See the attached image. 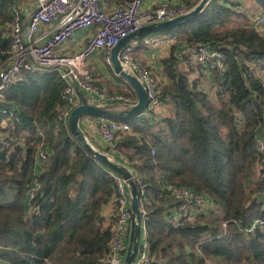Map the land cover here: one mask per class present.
Listing matches in <instances>:
<instances>
[{
	"label": "trees",
	"instance_id": "16d2710c",
	"mask_svg": "<svg viewBox=\"0 0 264 264\" xmlns=\"http://www.w3.org/2000/svg\"><path fill=\"white\" fill-rule=\"evenodd\" d=\"M253 1L254 9L246 12L242 3L212 0L194 19L157 34L177 39L161 61L164 83L157 101L165 116L109 119L127 124L131 135L116 137L113 151L98 150L110 158L121 154L131 174L143 181L138 199L146 211L153 264H204V259L264 264V226L247 232L255 219L264 218V168L261 179L255 172L257 162L264 167L256 148V139L264 140V36L249 21L250 14L264 13V0ZM12 4L0 0V63L11 47L3 28ZM195 4L184 5L190 11ZM201 43L226 57L222 74L198 67L212 84L214 98L190 80L193 68L182 65L185 50ZM259 63L257 72L253 67ZM19 78L0 102V264H102L111 233L102 227L101 211L115 190L112 171L82 147L68 126L56 123L63 105L58 75L23 72ZM118 78L128 89L118 93L137 100ZM40 142L48 155L41 165L35 157ZM33 178L40 188L29 201ZM167 187L206 196L219 214L172 227L169 210L191 203L171 199Z\"/></svg>",
	"mask_w": 264,
	"mask_h": 264
},
{
	"label": "built area",
	"instance_id": "2783aa9c",
	"mask_svg": "<svg viewBox=\"0 0 264 264\" xmlns=\"http://www.w3.org/2000/svg\"><path fill=\"white\" fill-rule=\"evenodd\" d=\"M33 1L34 8L29 12H25L22 5H14L11 9L10 22L6 27V37L10 39L11 47L7 58L0 63V102H2L5 90L20 79L21 73H56L63 83L61 95L63 105L58 110L56 123L64 126H67L71 112L82 103L99 109L119 106L120 112L128 111L135 106L137 100L133 98V95L119 94L108 87L93 83L87 68L88 61L93 55L101 52L103 63L111 66L112 49L128 35L137 32L142 27L171 21L189 12L184 4L170 2L143 8V0H129L112 11H105L100 5V0ZM211 1L208 0V3ZM216 1L237 5L241 4L242 0ZM249 21L255 31L264 36V13L250 14ZM42 25L49 26V29L41 31ZM94 26L97 27L96 31L87 39L85 46L79 52L68 56L59 52L76 31ZM142 43L149 48H157L165 43L171 48L177 43V39L173 36H168L166 39L153 36L145 38ZM132 54L133 48L130 45L126 46L118 54V60L121 70L137 79L147 95L148 107L141 116L148 119L163 118L165 114L155 116L159 106L157 93L161 84L154 79L150 69ZM181 56L183 57L182 64L186 67L188 65L200 67L206 73L222 74L226 71L225 55L209 44H197L185 50ZM261 65L263 63H259L253 69L258 72ZM98 133L102 144L113 151L115 138L131 135V129L127 124L103 119ZM3 140V137H0V143ZM85 140L92 149L99 151L86 137ZM256 148L258 153L264 156L263 139H256ZM154 154L155 151L152 150L151 155L154 156ZM35 157L40 165L47 162L48 155L41 149V142L37 146ZM263 168L262 163H256L257 179L262 178ZM130 175L137 185L138 192L142 194L144 188L142 179L136 173L133 175L130 173ZM111 176L115 190L101 211L102 227L108 228L111 233L102 264H124L131 231V194L127 182L122 177L114 172ZM39 188L38 180L33 178L27 190L29 201L34 200ZM167 191L171 199L191 203L190 206L180 207L178 210H169L167 220L174 228H180L184 221L185 223L194 222L199 215L219 214V207L206 196L195 195L187 189L177 187H167ZM139 215L140 236L136 256L130 264H153L154 258L150 253L145 227L146 211L141 206H139ZM222 226L225 227L226 224L223 223ZM263 226L264 218H257L247 232H253ZM186 251L190 252V249ZM195 255L201 256L198 250ZM204 264L213 263L209 259H204Z\"/></svg>",
	"mask_w": 264,
	"mask_h": 264
},
{
	"label": "crops",
	"instance_id": "0c3cea01",
	"mask_svg": "<svg viewBox=\"0 0 264 264\" xmlns=\"http://www.w3.org/2000/svg\"><path fill=\"white\" fill-rule=\"evenodd\" d=\"M162 2H170L172 4L196 3L195 4L196 6L200 2V0H143V8H151L155 4L162 3ZM12 3H13L12 7L14 5L16 6L22 5V8L24 7L25 12H29L31 9L34 8L33 0H12ZM126 3H127V0H124V1L100 0V5L105 11H112L117 6L124 5ZM12 7L9 10V14L11 13ZM6 27L7 25H5L3 28V30H5L4 34H6ZM48 29H49V26L47 25L41 26V31H45ZM96 29L97 27L94 26L88 29L76 31L72 35V37L61 47L59 52L62 55H66V56L74 55L75 53L79 52L85 46L87 39L96 31ZM153 36H158L160 38L166 39L168 38L169 35H153ZM153 36H150V37H153ZM139 41L138 40L130 41V43L127 46L130 45L133 48V54H132L133 57L140 59L144 63V65H146L150 69L152 75L154 76V79L162 85L164 83V79L162 77V72H161L162 71L161 61L162 59H165L166 57L169 56L170 46L163 43L162 45L157 46V48H149V47L144 46L143 43L140 44ZM138 48H140L141 50H137ZM134 51L136 52V54H134ZM182 65L185 68H187L184 64ZM189 66L193 68V73H191L190 80L198 81L199 88L203 89L210 95L209 91L211 90L210 88L212 84L204 78L201 79L198 68H195V66L193 65H189ZM87 68L89 70L93 83H95L96 85L108 87L111 91L116 92V93H118L122 89L125 91L128 90L126 88V85L122 83V81L119 80L118 78L119 76H117L114 73L112 65L108 66L103 63L101 52L91 57V59L87 63ZM210 97L214 98L213 93L210 95ZM108 110L114 111V112L121 111L119 106L108 107ZM156 114L157 115L155 116L157 117L160 116L158 114H161V115L165 114L161 106L157 107ZM99 126L100 125H98L97 120L92 119L90 117L83 118L80 124V128L83 134L88 139V141L92 144V146H94L96 149H103L105 146L102 144L99 133H98ZM115 154L116 156L111 159H113V161L115 162L116 160H118L119 161L118 164L121 167H123L126 171L131 173V170H129V166L126 165L127 161L125 162L122 160L124 159L122 158V155L117 152H115Z\"/></svg>",
	"mask_w": 264,
	"mask_h": 264
},
{
	"label": "water",
	"instance_id": "95a60500",
	"mask_svg": "<svg viewBox=\"0 0 264 264\" xmlns=\"http://www.w3.org/2000/svg\"><path fill=\"white\" fill-rule=\"evenodd\" d=\"M208 5V0H200L198 5L191 9L187 14L177 17L171 21H166L159 24L148 25L142 27L137 32L128 35L125 39L121 40L117 46L112 49L111 60L114 73L123 79L134 91L137 97V103L128 111L124 112H114L109 111L108 108L99 109L95 107H90L85 103L76 107L70 114L67 126L70 134L82 145V147L93 156L98 162L106 166L110 171L116 173L122 177L128 184L130 194H131V231L129 245L126 252V257L124 264H130L133 262L138 246V239L140 236V215H139V199H138V188L130 173L121 167L118 163L109 159L106 155L100 153L97 150L92 149V147L86 142L85 135L83 134L80 124L85 117H90L96 119L98 125L102 123L103 119H131L139 117L148 107V98L140 83L132 77L131 75L123 72L120 67L118 60V54L120 51L126 47L130 41L133 40H143L147 37L162 34L169 30L176 28L177 26L186 23L187 21L194 19L199 13Z\"/></svg>",
	"mask_w": 264,
	"mask_h": 264
},
{
	"label": "rangeland",
	"instance_id": "374dc122",
	"mask_svg": "<svg viewBox=\"0 0 264 264\" xmlns=\"http://www.w3.org/2000/svg\"><path fill=\"white\" fill-rule=\"evenodd\" d=\"M241 3H242V5H241V10L242 11H246L247 12V10L248 9H250V10H252V9H254V7H255V2L253 1V0H242L241 1ZM237 25V24H236ZM232 26H234V25H230V26H228V27H232ZM225 28H227V26H225V27H220V28H216V30L218 31V30H220V31H222L223 29H225ZM201 71L202 72H204V73H206L203 69H201ZM206 75V74H205ZM205 75L203 74V75H200L201 76V79H203V78H205ZM196 252V251H195ZM211 261V260H210ZM213 264H216L215 262H213V261H211Z\"/></svg>",
	"mask_w": 264,
	"mask_h": 264
}]
</instances>
